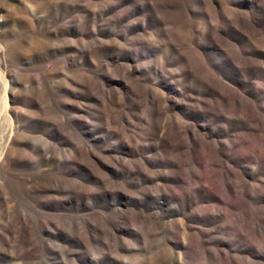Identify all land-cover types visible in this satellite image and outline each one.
Wrapping results in <instances>:
<instances>
[{"label": "rangeland", "instance_id": "obj_1", "mask_svg": "<svg viewBox=\"0 0 264 264\" xmlns=\"http://www.w3.org/2000/svg\"><path fill=\"white\" fill-rule=\"evenodd\" d=\"M0 264H264V0H0Z\"/></svg>", "mask_w": 264, "mask_h": 264}]
</instances>
